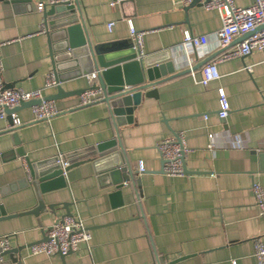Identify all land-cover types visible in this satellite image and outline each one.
Instances as JSON below:
<instances>
[{
	"label": "crops",
	"instance_id": "crops-1",
	"mask_svg": "<svg viewBox=\"0 0 264 264\" xmlns=\"http://www.w3.org/2000/svg\"><path fill=\"white\" fill-rule=\"evenodd\" d=\"M39 1L49 0H0V82L4 87H43L52 70L49 31L56 29L41 30L45 9H38ZM235 2L248 6L254 0ZM79 5L93 43L131 40L133 24L146 31L145 54L167 49L181 52L176 70L184 72L158 84V96L143 94L133 121L118 126L134 180L139 179L123 187L124 202L114 204L118 199L109 195L114 186L107 185L108 177L97 172L92 161L73 166L65 173V186L43 193L46 204L56 203L55 213L49 208L39 215L0 220V234L12 233L11 248L22 246L19 252L4 254L3 264H157L159 257L166 264H257L254 240L264 242V218L251 184L258 181L264 187L262 53L254 50L220 61V77L205 86L198 81L202 67H188L180 43L187 31L209 35L206 55H191L194 66L204 58L220 56L226 48L215 38L222 24L217 9L182 0H79ZM51 6L48 3L46 8ZM87 85L86 76L62 82L67 90ZM220 86L230 101L226 119L218 115ZM56 90V86L43 89L46 95ZM79 97L75 92L56 99L60 112L49 121L34 119L29 105L16 110L22 119L17 129L0 117V187L23 183L0 195L8 213L38 204L33 185L25 183L26 165L58 153L76 158L99 142L117 138L106 102L81 105ZM175 133L186 136L190 151L185 163L191 173L168 175L162 170L157 143ZM119 151L114 160L123 159ZM139 161L146 167L142 172ZM62 201H70L71 211L91 230V247L82 243L64 257L31 253L29 244L42 239L43 228L46 231L65 214Z\"/></svg>",
	"mask_w": 264,
	"mask_h": 264
},
{
	"label": "water",
	"instance_id": "water-1",
	"mask_svg": "<svg viewBox=\"0 0 264 264\" xmlns=\"http://www.w3.org/2000/svg\"><path fill=\"white\" fill-rule=\"evenodd\" d=\"M192 4L199 3L195 0ZM77 10L79 11L78 15L75 13ZM69 13L73 15L65 17ZM44 15L46 25L56 29L52 33L49 31V35L52 70L58 82L55 85L56 92L46 95V98L58 99L75 92H83L87 86L67 90L62 86V82L87 76L88 73L96 71L97 83H95V86H100L104 94L99 101H104L107 104L110 116L117 126V138L99 142L94 148L83 151V155L81 154L79 157L74 158L72 155L65 166L53 163L52 159H43L32 164V177L31 179L25 177V183L33 185L38 204L26 211L8 213L4 205L0 203V220L26 213L39 215L49 208L55 213L56 203L46 204L43 193L65 186L67 183L65 179L66 171L87 161H92L97 172L108 177L107 185L114 186V190L109 193L114 200L118 199L114 204H122L124 202L121 198L123 187L130 180L134 184L135 181L139 183V179L134 180V171L125 155L118 126L125 121H133L135 107L141 103L143 94L158 96L156 87L158 84L184 72L183 70H176L182 57L181 52L178 51L173 52L171 49H167L168 52L163 50L152 54H141L140 50L134 46L132 39L122 41L121 44L93 43L85 23L82 21L79 0H75L74 3L61 2L53 4L49 9L45 8ZM210 59L211 57L204 58L193 69L202 67ZM39 101V99L24 100L16 107L8 108V121L12 124V111H16L22 106H31ZM18 126H11V129H17ZM119 149L123 152V159L120 157L114 160L116 154L120 153ZM17 152L20 155L23 154L20 149H17ZM62 157L66 159L67 155L63 154ZM162 164L164 165L163 158ZM184 169L186 173H191L187 169L186 163H184ZM18 183L1 186L0 195L23 184ZM137 196L139 197V195ZM70 204V201L61 202L66 210L64 215L72 214ZM39 224L42 226L41 221H39ZM47 238L43 228L42 239L33 241L29 246ZM21 248L22 246L13 247L2 251V253L19 252ZM61 255L65 256L64 254ZM159 259L160 262L157 264H166L162 257H159Z\"/></svg>",
	"mask_w": 264,
	"mask_h": 264
},
{
	"label": "built area",
	"instance_id": "built-area-1",
	"mask_svg": "<svg viewBox=\"0 0 264 264\" xmlns=\"http://www.w3.org/2000/svg\"><path fill=\"white\" fill-rule=\"evenodd\" d=\"M184 4H190L195 0H182ZM61 2L74 3L75 0H49L39 1L38 9L44 10L47 4H56ZM197 3L203 5L207 9H217L219 11L222 24L215 32V38L220 47L226 48L225 51L215 59L208 61L201 68V75L198 81L207 86L210 81L220 77L218 63L222 60L230 59L238 56H245L254 50L262 53V63L264 64V0H254L248 6H240L235 0H196ZM116 2L113 1L114 5ZM47 25L45 21L41 25V30L46 31ZM130 32L134 41V46L140 50L141 54H145L143 50L145 30L137 29L133 24L130 25ZM241 39L233 46H230L236 38ZM210 41L208 34H195L186 32L180 46L185 51L186 63L188 67L193 69L192 53L199 56L206 55V47ZM87 88L80 93V104L86 105L103 98V90L97 83L96 71L87 74ZM53 70L47 76L43 87L25 89L22 87H4L0 82V117L8 119V108H14L24 100L39 99L36 104L31 105L34 119L49 121L53 116L60 112L56 99L46 98L43 89L53 87L57 84ZM219 92V108L218 115L221 119H226L230 111V101L224 87H218ZM12 124L17 126L22 123V119L17 111L11 112ZM157 147L164 159L163 171L168 175L186 174L184 163L187 153L190 151L186 136L184 133H177L164 137L157 143ZM62 153H58L49 158L53 163L65 166L71 158V154L67 153V158L62 157ZM139 171L146 169L144 162L139 161ZM27 176L31 179V166L26 165ZM252 191L255 201L259 209V214L264 218V187L258 181H252ZM47 239L40 240L31 244L30 252L33 254L44 252L48 255L52 254H68L77 250L82 243L87 247H91V230L86 226L82 217L72 212V214L64 215L61 219L53 222L46 228ZM12 233L0 234V264L6 262L2 253L8 250L11 245ZM255 257L257 264H264V242L261 238L254 240ZM95 264V263H90Z\"/></svg>",
	"mask_w": 264,
	"mask_h": 264
}]
</instances>
